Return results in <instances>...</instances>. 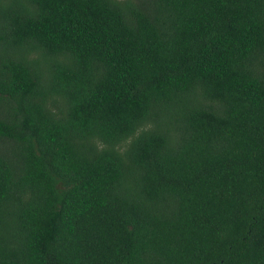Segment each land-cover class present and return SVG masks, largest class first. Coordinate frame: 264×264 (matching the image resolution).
<instances>
[{
	"label": "trees",
	"instance_id": "1",
	"mask_svg": "<svg viewBox=\"0 0 264 264\" xmlns=\"http://www.w3.org/2000/svg\"><path fill=\"white\" fill-rule=\"evenodd\" d=\"M0 264H264V0H0Z\"/></svg>",
	"mask_w": 264,
	"mask_h": 264
}]
</instances>
